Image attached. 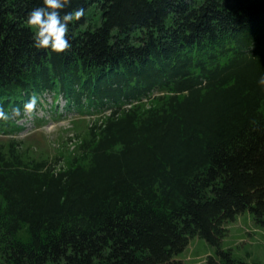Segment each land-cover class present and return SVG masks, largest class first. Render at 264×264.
<instances>
[{
	"label": "trees",
	"instance_id": "obj_1",
	"mask_svg": "<svg viewBox=\"0 0 264 264\" xmlns=\"http://www.w3.org/2000/svg\"><path fill=\"white\" fill-rule=\"evenodd\" d=\"M42 6L0 0V107L99 118L52 157L0 121V264H183L194 237L247 264L221 243L244 213L264 228V0H71L59 55L33 47Z\"/></svg>",
	"mask_w": 264,
	"mask_h": 264
},
{
	"label": "rangeland",
	"instance_id": "obj_2",
	"mask_svg": "<svg viewBox=\"0 0 264 264\" xmlns=\"http://www.w3.org/2000/svg\"><path fill=\"white\" fill-rule=\"evenodd\" d=\"M98 19L96 14L90 22L97 24ZM56 100L57 108L52 109V96H39L33 116H23L17 120L20 130L13 137L36 154L52 157L62 155L65 149L70 152L71 146L68 144H75L77 139L84 137L88 126L99 118L98 114H87L86 109L79 112L78 108L67 106L66 100L60 96ZM9 137L12 136H2L1 139L7 140ZM225 228L226 236L222 240L221 249L228 252L234 262L264 264V228L257 226L249 213L227 222ZM209 257L222 258L224 261L214 247L194 237L176 258L183 264H207Z\"/></svg>",
	"mask_w": 264,
	"mask_h": 264
},
{
	"label": "clouds",
	"instance_id": "obj_3",
	"mask_svg": "<svg viewBox=\"0 0 264 264\" xmlns=\"http://www.w3.org/2000/svg\"><path fill=\"white\" fill-rule=\"evenodd\" d=\"M71 0H43V6L33 9L26 18V24L35 29L33 47L36 49H49L57 55L66 52L70 47L67 39L69 25L80 20L85 10L83 8L65 12L61 11L69 7ZM258 85L264 90V75L258 78ZM38 97L33 94L27 103L20 107H12L5 111L0 107V121L7 123L10 120L27 116L31 118L36 112Z\"/></svg>",
	"mask_w": 264,
	"mask_h": 264
}]
</instances>
